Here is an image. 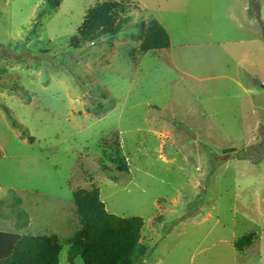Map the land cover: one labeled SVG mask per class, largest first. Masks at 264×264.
I'll use <instances>...</instances> for the list:
<instances>
[{
    "label": "rangeland",
    "instance_id": "rangeland-1",
    "mask_svg": "<svg viewBox=\"0 0 264 264\" xmlns=\"http://www.w3.org/2000/svg\"><path fill=\"white\" fill-rule=\"evenodd\" d=\"M257 1L0 0V241L54 235L70 264L73 195L95 188L107 212L143 219L138 264H264ZM104 2L121 31L73 47ZM152 20L171 47L141 53Z\"/></svg>",
    "mask_w": 264,
    "mask_h": 264
},
{
    "label": "trees",
    "instance_id": "trees-1",
    "mask_svg": "<svg viewBox=\"0 0 264 264\" xmlns=\"http://www.w3.org/2000/svg\"><path fill=\"white\" fill-rule=\"evenodd\" d=\"M45 4L56 7L59 0H45ZM253 4V1H252ZM251 4V5H252ZM257 4L252 13L258 14ZM126 19L121 18V8L114 2L96 4L87 10L70 43L78 48L81 42H97L102 37L117 35ZM77 37V38H76ZM141 53L166 50L170 46L167 32L155 20L141 30ZM120 171H125L119 165ZM80 228L68 239L66 260L73 264L80 259L82 264H138L146 253L141 242L143 219L141 217H119L106 211L99 198L98 189L78 190L73 195ZM255 239L254 233L240 237L234 248L238 252L248 249ZM0 264H59L62 244L58 237L24 235L18 239L3 236L0 241ZM2 246V247H3Z\"/></svg>",
    "mask_w": 264,
    "mask_h": 264
},
{
    "label": "crops",
    "instance_id": "crops-1",
    "mask_svg": "<svg viewBox=\"0 0 264 264\" xmlns=\"http://www.w3.org/2000/svg\"><path fill=\"white\" fill-rule=\"evenodd\" d=\"M257 2H259V0L257 1ZM258 4V3H257ZM250 5V4H249ZM259 7H258V14L260 15V25H262V26H264V13H263V8H262V5L260 4V2H259ZM248 6V5H247ZM245 10H246V7H245ZM248 12H249V8H248ZM252 19H254V18H252L251 16H250V14H248V18L247 19H245V21H244V24H247V25H254V24H256V22L254 21V22H252L251 23V20ZM243 19H241V20H237L238 22H239V24H237L238 26H242L243 25V21H242ZM253 21V20H252ZM171 47V46H170ZM169 47V48H170ZM168 48V49H169ZM167 49V50H168ZM247 91H249V90H247Z\"/></svg>",
    "mask_w": 264,
    "mask_h": 264
}]
</instances>
